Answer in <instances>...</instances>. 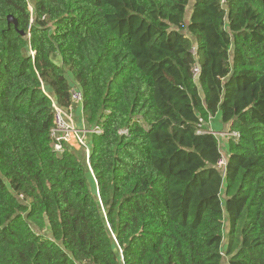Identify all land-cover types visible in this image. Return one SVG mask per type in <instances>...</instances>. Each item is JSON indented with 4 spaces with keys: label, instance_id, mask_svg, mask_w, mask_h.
Masks as SVG:
<instances>
[{
    "label": "trees",
    "instance_id": "obj_1",
    "mask_svg": "<svg viewBox=\"0 0 264 264\" xmlns=\"http://www.w3.org/2000/svg\"><path fill=\"white\" fill-rule=\"evenodd\" d=\"M224 258L264 264V0H0V264Z\"/></svg>",
    "mask_w": 264,
    "mask_h": 264
},
{
    "label": "built area",
    "instance_id": "obj_2",
    "mask_svg": "<svg viewBox=\"0 0 264 264\" xmlns=\"http://www.w3.org/2000/svg\"><path fill=\"white\" fill-rule=\"evenodd\" d=\"M199 73L198 67L193 68V75L197 77ZM71 105L67 109H62L53 104L54 109V127L51 131V135L55 140L54 149L59 152L61 150V143H68L70 140L77 137V144L85 150L86 158L88 157L89 150L86 144L83 142L82 135H78V131L71 126L69 115L73 111L75 106L81 107L82 102V92L79 87L74 86L70 91ZM83 135H85L86 130H83ZM93 132V131H92ZM95 132H98L95 130ZM82 134V133H81ZM78 136L80 138H78ZM75 140V139H74ZM224 166V161L220 160L218 162V167Z\"/></svg>",
    "mask_w": 264,
    "mask_h": 264
},
{
    "label": "crops",
    "instance_id": "obj_3",
    "mask_svg": "<svg viewBox=\"0 0 264 264\" xmlns=\"http://www.w3.org/2000/svg\"><path fill=\"white\" fill-rule=\"evenodd\" d=\"M69 119H70V124H71V126L74 127V128L78 131V135H82V136H83L82 138H80V137L78 136V138L82 139L83 142L86 144V136L83 135L84 132H82L83 130H86V129H85V124H84V121H83V118H82L81 107H79V106H75L74 109H73V111H72V112L70 113V115H69ZM210 124H211V123H210ZM210 124L208 125V129H209L210 131H212L213 129H212V126H211ZM219 124H220V127L222 128V129H221L222 131H226V130H227L228 127L225 126V125H223L222 122H221V120L219 121ZM81 133H82V134H81ZM67 144H68L71 148H73V149H75V150H77V151H79V152H82V147H80V146L77 144L76 140L72 139V140H70ZM86 146H87V145H86ZM224 146H226V150H225V152L222 153V152L220 151V153H221V155H222V158H223V159H226V158H227V142L224 143L223 147H224Z\"/></svg>",
    "mask_w": 264,
    "mask_h": 264
},
{
    "label": "rangeland",
    "instance_id": "obj_4",
    "mask_svg": "<svg viewBox=\"0 0 264 264\" xmlns=\"http://www.w3.org/2000/svg\"><path fill=\"white\" fill-rule=\"evenodd\" d=\"M53 58V57H52ZM219 121H220V115H219V113H217L216 115H215V117H213V120H212V127L214 128V130L215 131H217L216 132V135H218V136H220V138H219V141H220V143H222V141H223V137L222 136H224L226 133H223V132H220L221 131V127H220V124H219ZM75 140H76V142H77V137L76 138H74ZM226 143V142H225ZM220 151L222 152V153H224L225 152V150H226V146H222L221 147V145H220ZM82 154L84 155V159H87L86 157H85V150L82 148ZM227 219L224 217V231H226L227 230ZM224 235H225V232H224ZM221 264H226V258H224V260H223V262L221 263Z\"/></svg>",
    "mask_w": 264,
    "mask_h": 264
},
{
    "label": "water",
    "instance_id": "obj_5",
    "mask_svg": "<svg viewBox=\"0 0 264 264\" xmlns=\"http://www.w3.org/2000/svg\"><path fill=\"white\" fill-rule=\"evenodd\" d=\"M7 22L8 24H12L16 28L17 22L11 15L7 16Z\"/></svg>",
    "mask_w": 264,
    "mask_h": 264
}]
</instances>
